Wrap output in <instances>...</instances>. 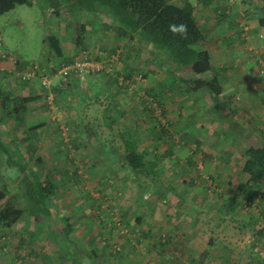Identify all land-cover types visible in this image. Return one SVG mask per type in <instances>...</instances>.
Here are the masks:
<instances>
[{
    "label": "rangeland",
    "instance_id": "1",
    "mask_svg": "<svg viewBox=\"0 0 264 264\" xmlns=\"http://www.w3.org/2000/svg\"><path fill=\"white\" fill-rule=\"evenodd\" d=\"M28 2L29 4L18 5L13 10L0 16V61L6 62V65L9 66L7 70L12 71L8 72L7 70H3L0 72V90H2L5 95L11 96L12 98H24L21 95L24 87L39 79V88L41 87L46 91V94L43 95L42 102H45L43 107L47 121L45 124L47 125L46 128H43V125H35L37 123L33 125L31 121L32 114L26 115L28 119L26 121L24 120V128L28 131L30 137L34 139L36 144L35 150H31L25 143L6 146L4 143L0 142V190L4 188L7 181H12L13 183L11 182L7 188L9 190L8 197L15 193L17 191V186L21 182V174L13 181L14 177H16L15 174L18 173L17 168L23 165L24 162H28L38 171L42 180L46 177H50L57 186L55 197L59 204V210H61L60 213L70 216V223L71 226H73L72 238H75L76 232L81 234L85 232V229L87 232L89 231L88 235H85V243H78L75 239L72 240L71 238L65 240V236L58 237L55 235L58 244L56 245L55 242L51 240L47 242H45L46 240L44 239L39 242L34 241L41 233V231L37 229L36 232L31 235L29 234L30 232L27 233V236L33 239L35 245L42 243L47 244L46 247L42 248L50 250L57 259L64 261L66 255L65 251L68 250V248L69 250L72 249L74 247L73 245L79 246L78 244H81L84 247L96 246L98 250V246H101L100 244L104 242L102 244L104 249L102 258L103 260L106 259L109 261V227L107 223H109L108 218H110L112 220L110 229L113 224H115V226L118 225L115 229H111L112 231L117 232L118 235L121 234V231H127L126 236L122 235L124 236V240H122V237L116 245L117 250H121V247L125 244L124 242H129V246L134 247L133 250L137 251L139 250L137 248H140L139 245L143 244L144 239H152L151 234L149 238H144L143 235L140 234L138 235V231H140L139 225L142 221L138 223V212L141 208L137 207V204L141 202L151 204V202H154V197H156L154 212L162 216L164 214L170 215V210L172 209L170 208V203H172L171 200L175 198L183 202L182 199L189 196L188 189H185V192L177 195V190L174 189V185L171 184V181L187 180L186 177L188 176V181L191 179L197 180L201 185L206 184L205 179L208 181L206 190L198 188L194 195V199L198 203L204 201V204H207V200L209 201V213L207 212L206 215H211L210 213H213L212 211L215 212L216 209H219V212L213 213V216L219 215L220 218L225 216L219 221V224L223 228L218 230L214 229L220 237H209L207 234L203 237L204 242L202 245L204 246L205 242L208 240L209 246L211 243L217 244L218 242L223 246L222 239L229 242L228 244H233H231L230 247H226V245L224 251L222 253L220 252V254L223 255L222 258H228L224 263L218 257L219 251L218 254L216 251L212 254L213 257H209L207 253H200L199 255L195 253L193 264H205L208 260L212 261L210 262L211 264H264V174L259 183L260 188L256 194L253 195V198L250 196L251 198L248 197L249 199H246L242 196H238L234 209L228 213L227 208L229 198L235 194L237 195L238 186L246 182V176L242 173V167L245 161V156L242 151L246 149L250 143L256 144L259 141L264 144V142H262L263 133L258 130L254 132L257 127L256 125L264 129V118H258L259 120H257V118H255L256 116H253L251 122L249 121L248 125L243 126L242 120H236L237 118L235 119L231 114L223 118L221 113L222 106L218 104V101L214 100L213 102H216L213 104L211 101H207L204 95L199 96L196 94L191 99L192 101L188 108H185V104H182L183 106H181L179 110L178 108L174 109V107L179 104L178 101L176 103L173 101L172 103H175L173 106L163 108L161 107L163 101L166 102L172 97L169 95L170 91L177 97H183L186 96L187 93L190 95L189 92L192 90L190 89V91H187L186 89V82H184L186 81V77L185 79H180L179 76H177L179 79L176 81H171L169 79L171 76L169 73L172 68L173 74L179 71L174 68L173 64H163V61L160 62L157 60L159 55H156V53L152 51L150 45L146 47V45L138 43L137 40L131 43L128 38H124L126 36L122 37L117 34L115 35L111 30L106 31V29H103L102 24H109L110 21L102 14L98 16L82 13L85 15L82 16L79 21L84 24L87 22L88 24H86L83 32L84 48L86 49H82L76 46L74 41L77 33L81 32L78 29L79 15L78 11H76L74 1L28 0ZM246 2H249V0ZM55 10L59 11L58 15L55 14ZM257 27V29L263 30L262 26L257 25ZM256 32L253 33V38L256 37L260 41L264 40V32ZM50 34L61 37L62 48L75 53L72 58L76 57L81 51H86L93 61L101 63L103 66L105 64L106 69L109 70V91L110 89L117 92L119 91V93L123 91L125 94H128L127 97L131 101H135L136 97L139 98V96H141L146 101L147 106L151 102L156 103V111L154 109L150 111L149 109L150 112L149 114L146 113V115H151L153 123H157V121L160 122L151 125L153 130L156 129L157 132H161L159 128H161L162 131L164 130V133H160L158 137L148 136V133L144 131L136 121L133 124L124 123L120 125L121 131H126V129L129 128V138H127L130 141L141 138L142 142H140V144H142L141 147L145 149L147 158L156 164L154 174L150 176L132 174V172L124 166L125 152L123 151H117L115 158H109V152L106 154L104 148L97 150V152L95 151V149L99 148L101 142H97L94 148L87 145L86 138L88 140L91 139V136H96L97 139L100 138L99 127L96 126L94 122L89 125H84L83 127L79 123V125L75 127L74 123L67 122V120L64 119L65 106L56 98L53 90V81L58 84L62 82L59 75L53 76L52 73V66L57 70L59 67L57 64L60 62L52 58L51 61L49 59L47 60L44 53L46 36ZM205 44L206 43L203 42L201 46L203 47ZM201 46L199 45L197 48ZM251 46L253 47L254 45ZM243 47L246 49L247 45ZM116 48H120L121 51L118 52V56L114 54V61L107 62L106 58L100 57L105 56L112 59L111 56L113 52L115 53ZM100 49L105 50L106 54H100V52H102ZM236 49V53L233 51L228 52L231 53L229 55L234 54V57L226 61L228 74L220 76L217 79H219L222 84L225 81H229L226 85L227 89L232 88V86H229L230 82L240 85L238 89L234 90V92L237 91L236 95L239 105V102L242 101L246 95L251 94L257 96L258 91L254 89L253 86L257 87L260 91L264 89V65L262 64L260 66L262 70L256 73L257 76L249 73L246 74V72H243L245 70L241 68L243 62H239V50L238 48ZM98 54H100L99 57ZM154 69H157L158 75V82H156L154 86H158V90L160 89L162 92L161 105L155 101V96H150L147 92L142 94L140 93L141 91H138L139 87H144L153 83L154 78H151V73L155 72L153 71ZM259 69L260 68L257 70ZM186 70H188V77H191L193 73H191L189 69ZM184 73L187 72L184 71ZM47 75L51 83L49 88H44L41 85L40 77ZM213 75L217 76V74ZM205 76V78L212 77V75L209 76V73ZM135 89L137 90L135 91ZM83 91V88H76L78 98L85 95ZM231 92L232 90L229 91V93ZM233 94L231 93V95ZM48 96L52 97L51 105L49 104ZM105 100H109V98L106 97ZM24 104L25 103L22 102V108ZM8 105L7 107L3 105L2 107L0 105V132L2 131V133H0V141H5L8 137L1 126L2 122L8 118L9 114L13 113V104L11 105L10 103ZM50 106L63 108L61 114L56 113L57 117L60 118L59 121L53 119V112L50 110ZM234 106L237 105L235 104ZM83 110L84 108L81 105L76 112H78L79 120L84 119L82 121L84 123L90 122L87 121V118H100V115L104 116L106 114L105 110H101L97 106H93L90 109L88 117L84 114L85 112H83ZM168 111L169 113H173L174 111L177 112L175 113L173 124L170 123L169 117H167ZM232 111L237 117L239 112L236 113L235 110ZM250 111L257 114L256 111ZM224 112L230 113L227 109H225ZM109 116L115 118L120 115L116 113V108H113ZM133 117L136 119L137 114L135 113ZM38 118L40 121V116ZM162 119L164 123H162ZM167 123L170 124L167 125ZM199 123L202 124V128ZM207 130L208 132H206ZM109 132L117 133V129L115 126L110 128L109 125L102 127L101 135L105 136V138L109 136ZM205 132L207 136L201 139V141L192 140L193 138L204 135ZM247 132H249V134L252 133L251 136L249 137V135H247L246 139H240L239 134H245ZM126 136L127 134L125 137ZM81 139L82 142L78 143ZM227 147H231V149L234 147L235 151L231 152L233 155H226V157H224L225 153L230 152L227 150ZM86 148L87 150H85ZM192 151H201L202 154H200L199 159L191 157L190 152ZM8 156L16 162L14 165L8 164ZM37 158L41 160V163L36 162ZM191 160H195V165H204V168L200 169L195 166V168L190 171L186 164L190 165ZM162 162V168L158 167ZM109 163L111 166H109ZM65 165L68 169H65ZM165 165L171 167L168 169ZM208 168H211V170L208 171ZM117 179L120 181V185H118ZM166 180H170L169 183L165 184V182H163ZM159 181L162 182V184L160 185L159 183V185L154 187V189H157L156 191H158V193L153 195L152 184L154 182L158 184ZM221 185L223 186L222 188ZM109 188L114 191L113 199H111L109 195L111 193ZM120 193L122 194L119 195ZM220 193L221 195L219 196ZM224 195L226 196L225 201L220 209L219 205L223 202V200L220 199L221 196ZM117 200L128 202V210L118 205ZM4 201L5 200L1 202L4 203ZM134 201L135 204L132 205ZM173 202L177 203V201ZM208 209H205V211ZM89 210H91V213ZM108 211L109 216L105 214ZM86 212H88V215ZM53 213H55V211ZM24 216H27V214L25 213ZM173 219L175 218L173 217ZM51 220L53 225L51 226L50 232H55L54 230L57 229V221L54 218H51ZM88 220L89 224L97 225L95 230H100L106 239L102 240V238H99L97 235L95 239L91 238L93 240L92 242L86 243L90 240L91 235H93V229L91 230L92 233L89 230V224H87ZM24 222L25 220L22 221V223ZM118 222H120V224ZM30 224H32V222ZM33 224L35 226L34 221ZM78 224H82L83 227L81 228ZM215 224H217V222H210V227L214 228ZM39 225L40 224H37V227ZM44 226L45 223H42V229L45 228ZM52 227H54V230ZM18 229L20 230L22 227L20 226ZM44 230H46V228ZM206 232L207 231H205L204 234ZM57 233L59 234L60 230L57 229ZM160 234L158 235L157 241L163 242V236L165 240L167 239L168 236L166 234ZM22 235L25 236L24 233H21V236ZM18 239L21 240V238ZM173 244H176L173 248H178V253L173 254L175 257H172V260L176 264L187 260L188 256L191 254L186 253L188 251L182 248V243ZM56 246L62 247V249L60 248L62 253H58ZM136 246L137 248H135ZM209 246L207 245V248ZM185 248H188L187 245ZM18 249L19 248H17L16 251ZM196 249L201 250L202 246H198ZM13 250L14 249H12V251ZM105 251L107 252L106 256H104ZM166 257L167 254H164L159 262L157 258L155 263L166 264ZM169 259L171 258L169 257Z\"/></svg>",
    "mask_w": 264,
    "mask_h": 264
},
{
    "label": "crops",
    "instance_id": "2",
    "mask_svg": "<svg viewBox=\"0 0 264 264\" xmlns=\"http://www.w3.org/2000/svg\"><path fill=\"white\" fill-rule=\"evenodd\" d=\"M169 3H174L177 5H183L184 3H189L193 8V15L197 23H200V27L204 33V42L206 43L203 48L207 50L210 57V63H211V71L208 72L209 76L213 74H217V78L220 76H225L228 74V71L226 69V61L229 60L231 57H234V54L229 55L233 51L234 53L237 52V49L239 50V62H243V65L241 66L242 69H244L246 74L256 75V73H259L261 69V65H264V40H259L256 37L253 38L254 32H264L263 30L257 29L258 23V12L260 8L263 6L264 0H249V2H246L248 0H234V3H230L229 0H167ZM255 16V17H254ZM199 19V21H198ZM256 32V33H257ZM255 33V35H256ZM208 41V42H207ZM138 42V41H137ZM60 43H61V37H60ZM139 43V42H138ZM208 43V44H207ZM141 44V43H140ZM146 47H149L148 44H144ZM247 45V48L245 49L243 46ZM251 45H254L253 47ZM151 47V46H150ZM74 50V49H73ZM100 54L104 53L106 54V51L103 49H100ZM121 51L119 48H116L115 53L113 52V55L110 57L100 56L98 54V57H104L106 58V61H114V54L118 56V52ZM248 51V52H247ZM64 55L66 58H71L74 56L75 53L70 52V50L63 49ZM157 60L160 62L161 59L158 57ZM244 60V61H243ZM164 64V63H163ZM166 64V63H165ZM171 65V64H169ZM8 65H6V62L0 61V72L3 70L8 69ZM176 69V67L174 66ZM248 68V69H246ZM260 68L259 70H257ZM173 68L170 70V77L169 79L171 81H176L177 79H185L186 80H194L197 77L199 78H205V75H192L191 77H188V70H184L187 73H184L179 71L178 73L172 72ZM177 70V69H176ZM8 72H12L11 70H7ZM151 73V78H154L153 83H150L149 85H146L144 87H139L138 91H141L140 93H146L148 91V94L150 93L151 96H155V101L161 105L162 100V92L159 89L158 86H154L156 82H158V75H157V69H154ZM259 71V72H258ZM230 73V72H229ZM108 74V73H107ZM105 73L102 74H92L85 76L83 80H79L75 76H71V78L68 80L66 84H58L57 82L53 81V90L54 94L56 95V98L59 99V101L65 106V112H64V119L67 120V122L74 123V126L77 127L80 123L82 127L84 125H89L91 123H95L96 126L99 127V139L96 138V136H91V139L87 140V145H90L91 148H94V146L97 145V142H101V145H99L97 150L104 148L106 154L109 152V158H115V155L117 154V151H123L125 152V142L130 141L128 138V132L129 128L125 130H120V125L125 124H133L135 121L137 124L148 134V136L152 137H158L160 133L157 132L156 129L153 130L152 126L156 122H152L151 115H146V113L149 114L151 109H154L156 111L155 105L156 103L151 102L146 105V101L143 97L139 96L136 97L135 101H131L127 96L128 94L125 92L115 91L110 89L109 91V74L107 75ZM179 76V78L177 77ZM257 76V75H256ZM156 77V79H155ZM54 79V78H53ZM173 79V80H172ZM37 80V79H36ZM39 80V79H38ZM35 81L32 84H27L24 89L22 90L23 93L21 94L22 97H35L31 101L24 104V107L22 108L24 111V120L26 121L28 118L26 115L32 114V123L33 125H43V128H46L45 124L46 121V115L44 112L43 104L45 102H42L43 95L46 94V91L39 88V81ZM219 81V79H218ZM37 82V83H36ZM229 81L223 82V84L219 81L221 90L219 95H212L209 90L202 89V90H196L191 89L190 95L187 93L186 96L183 97H177L173 94L172 91H170L169 95L172 96L169 98V100L163 101V104L161 107L168 108L169 106H173L177 101L179 104L174 107V109L178 110L180 109L182 104H185V108H188L191 104V99L193 96L196 95H204L205 99L207 101H211L213 104L218 101V104L221 108V113L223 118H226L224 116H227L230 114L234 116L236 120H242L243 126L248 125L249 121L253 119V116H256L257 120L258 118H264V89H261V91L253 86L254 89H257L258 94L257 96L254 95H246L245 98L240 101L238 105V97H237V91L234 92L235 89H238V86H240L238 83L230 82L229 86H232V88L227 89L226 85ZM83 83V84H82ZM57 84V85H56ZM57 86V87H55ZM82 86V87H80ZM83 88V92H85V95L82 97H77L76 94V88ZM22 88V87H20ZM112 90V92H111ZM137 89H135L136 91ZM232 90V94L229 93V91ZM110 94V95H109ZM168 94V93H166ZM190 96V97H189ZM108 97L109 100H105V98ZM189 97V98H188ZM19 98V97H17ZM216 100L215 102H213ZM154 101V102H155ZM175 103H172V102ZM235 101V102H233ZM209 103V102H208ZM236 104L237 106H234ZM45 105V104H44ZM83 106L85 112L84 114L87 115L90 113V109L93 106H97L101 110H105V115H100V118H92L88 119L87 121L90 122H82L84 119L79 120L78 112L76 110L79 108V106ZM148 107V108H147ZM113 108H116V113H118L120 116L117 117H111L109 116V113L113 111ZM136 109V111H135ZM150 109V111H149ZM172 109V108H171ZM229 110L230 113L224 112V110ZM134 110V112H133ZM232 110H235L236 113L239 112L237 117L236 114L233 113ZM250 110L256 111L257 114L251 112ZM154 112V111H153ZM137 114V118L135 119L133 116L134 114ZM175 113H169L168 116L169 121L171 124L174 123L175 120ZM83 114V115H84ZM159 114V112H158ZM41 120L39 121V117ZM241 118V119H239ZM24 121V122H25ZM226 121V120H225ZM157 123H160L157 121ZM156 123V124H157ZM162 123H164V120L162 119ZM169 123V124H170ZM167 123V125H169ZM109 125L110 128L117 129V133H110L109 136H103L102 133V127ZM202 128V124L199 123ZM256 125V124H255ZM102 126V127H100ZM161 126V125H160ZM256 130L263 133V141L264 142V129H261L259 125H256ZM162 127V126H161ZM208 132V130L206 131ZM198 136L196 138H193L192 140H198L201 141V139H204L207 134ZM210 132V131H209ZM127 136L125 137V135ZM252 133L249 134V132L242 134H239L240 139H246V136H251ZM244 135V136H243ZM128 137V138H127ZM248 137V138H249ZM34 140V139H33ZM132 141V140H131ZM82 142V139L78 141ZM135 147L137 152H143L145 153V166L148 167V170H151L155 173L156 164L154 162H151L146 155L145 149L141 147L142 144H140L141 138L136 139L135 141ZM197 142V141H196ZM249 142V141H248ZM77 143V144H78ZM76 144V145H77ZM263 143L257 142L256 144L250 143V145L247 146H257L262 145ZM235 148L227 147V150H229V153H225L226 155H233L231 152L235 151ZM87 150V148L85 149ZM243 150V149H242ZM87 153V152H85ZM193 153V154H192ZM126 154V152H125ZM192 158H198L200 157L201 151L199 152H190ZM125 158V157H124ZM86 162V160H85ZM195 160H191L190 165L186 164L191 171V169L198 167L200 169L204 168V165L197 164L195 165ZM107 164V163H106ZM151 165H154V167H150ZM109 166L111 164L109 163ZM163 162L158 165V167L162 168ZM150 167V168H149ZM166 168H170L171 166L165 165ZM186 168V166H185ZM65 169H68V167L65 165ZM110 169V168H109ZM165 170V168H164ZM167 170V169H166ZM208 171L211 170V168L207 169ZM110 171V170H109ZM188 173V172H187ZM187 180H172L171 184L174 185V189L177 190V195L181 194L182 192H185V189L189 190V196H186L182 199L183 202H180L179 200L173 198L170 203V215H158L156 212H154L155 208V202L156 197H154V202H151V204H146L144 202L138 203L137 207L141 208V210L138 212V218L139 222L141 221V224L139 225L140 231H138V235H143L144 238H149L150 234L152 235V239H147L143 241V244H140V248H135L139 250H133L134 247L129 246V242H124V246L121 247V250H116L115 247L118 244V242L122 239L124 240V236L118 235L117 232L112 231L111 229H115L116 225L113 224L110 229L111 225V219L108 218L109 223H107V226L109 227L108 231V237H109V261L106 259L103 260L102 253H103V243L100 244L101 246H98L99 249H96V246H83L80 244V248L76 250L74 254L71 253V249L66 250L65 253V260H59L53 255L50 250H46L42 247H46L47 244H36L34 243L33 239L30 236H27V233L32 232L34 230V224H33V217L28 218V216H23L21 218V222L17 225L11 227V228H4L3 226H0V264H157L155 263L156 259L158 258L159 262V256L158 253L160 251L163 252V254H167L166 257V264L168 263L169 257L173 259L172 257H175L173 254L178 253V248H173L176 244H167L162 245L161 242L157 241L158 235L162 232L160 235H167L169 238H175L174 243H182V248L185 249L187 254H192L195 256V253L199 255L200 253H207L209 257H213L212 254L216 253L218 254V257L222 260L224 263L228 258L224 257L222 258V253L224 251V247H230L232 244H228L229 242L222 239L223 246L220 245L218 242L217 244L211 243L209 246V241L207 240L202 245L203 237L205 235L214 236V237H220L214 229L218 230L223 228L219 221L222 220L225 216H222L220 218L219 215H214L213 213H218L219 209H216V211H212L213 213H210L211 215H206L207 212L209 213V207L210 203L207 200V204H204V201H201V203H198L194 199L195 191L196 189L200 188L203 190H206V185L208 184V181L205 179L206 184L201 185V183L197 180H189L188 176L186 177ZM170 180L163 181L165 184L169 183ZM118 185H120V181L117 179ZM162 184V182H158L156 184L155 182L152 184L153 188V195L157 194V189H154L156 185ZM223 186L221 185V188ZM111 190V193L109 194L111 196V199H113L114 191ZM120 193L119 195H121ZM221 194V193H220ZM153 199V198H152ZM173 201H177V203H174ZM110 203V202H109ZM117 204L121 205L125 210H128V202H124L121 200H117ZM135 204V201L132 205ZM117 206V205H116ZM218 206V205H217ZM205 209H208L205 211ZM205 211V212H204ZM91 213V210H89ZM109 211L105 214H108ZM88 215V212H86ZM109 216V214H108ZM211 216V217H210ZM173 217L175 219H173ZM210 217V218H209ZM77 218V217H76ZM142 218V220H141ZM22 223V221H24ZM124 221V217H123ZM32 222V224H30ZM210 222H217V224L214 225V228L210 227ZM85 223V222H84ZM71 224V223H70ZM86 224V223H85ZM89 224V220L87 222ZM81 228L83 227L82 224H78ZM22 227V229H18V227ZM89 230L91 231L93 229V235H91L90 240H88L86 243L92 242L95 237L106 239L105 236L102 235L100 230H95L97 228V225L95 224H89ZM73 227V226H72ZM84 229V228H83ZM95 230V231H94ZM207 231L205 234L204 232ZM86 232V233H85ZM85 232L78 234L76 232L75 234V240L79 243H85L84 238L85 235L87 236L89 231L85 229ZM249 232V231H248ZM21 233L25 234L21 236ZM92 233V231H91ZM216 233V234H215ZM93 236V237H92ZM18 238H21L19 240ZM98 238V239H99ZM43 239L46 240L45 242L49 241L46 235H43ZM42 239V241H43ZM97 239V240H98ZM108 239V238H107ZM39 242V241H38ZM44 242V243H45ZM190 244V245H189ZM201 244V245H200ZM187 245L188 248H185ZM194 245V246H193ZM207 245L209 246L207 248ZM233 245V244H232ZM193 246V247H191ZM198 246H202L201 250L196 249ZM58 253H62L60 251V246H56ZM69 247V246H68ZM196 247V248H195ZM19 248L17 251L16 249ZM207 248V249H206ZM12 249H14L12 251ZM59 249V250H58ZM106 250V249H105ZM10 251V252H9ZM56 251V252H57ZM107 251V250H106ZM105 251L104 256H106L107 252ZM211 254V255H209ZM62 257V256H61ZM154 260V261H153ZM211 260H208L205 262V264H211ZM159 264V263H158ZM177 264H190L187 260L183 262H178ZM192 264V263H191Z\"/></svg>",
    "mask_w": 264,
    "mask_h": 264
},
{
    "label": "trees",
    "instance_id": "3",
    "mask_svg": "<svg viewBox=\"0 0 264 264\" xmlns=\"http://www.w3.org/2000/svg\"><path fill=\"white\" fill-rule=\"evenodd\" d=\"M76 11H78V21L82 16L89 13L93 15H104L109 19V24L103 23V29L111 30L115 35L126 36L131 43L137 40L141 44H148L152 51L159 55L161 61L166 64H173L177 71L184 72L189 69L193 75H205L211 71L210 57L207 50L201 44L204 42V33L197 23L193 15V8L189 3L177 5L169 3L167 0H72ZM28 0H0V16L13 10L18 5H27ZM67 9V8H66ZM58 15L59 11L55 10ZM258 23L264 27V3L259 10ZM97 16V17H98ZM78 29L81 31L77 33L75 38V45L82 49H86L84 44V29L87 24L78 22ZM184 23L188 26V39H181L179 36H173L168 30L170 24ZM88 25V24H87ZM105 27V28H104ZM75 30V29H74ZM76 31V30H75ZM120 38V37H119ZM46 46L44 49L46 59L51 61L56 59L59 64H68L72 61L71 58H66L60 43V37L57 35H47L45 40ZM201 46L197 48V46ZM120 49V48H119ZM128 59V58H127ZM53 62V61H52ZM59 64H57L59 66ZM53 65V64H52ZM57 67V66H56ZM52 73H56V68L52 66ZM186 89L202 90L207 89L212 95L220 94V84L216 75L209 78H199L194 80H186ZM148 94V91H147ZM151 96V94L149 93ZM35 97L12 98L4 94L0 90V105L9 106L11 103L14 106L13 113H10L8 118L2 122L3 131L7 134L5 141H0L6 146L11 144H27L31 150L36 149L34 140L30 137L28 131L24 128V111L21 107L22 102L27 103ZM22 101V102H21ZM21 102V103H20ZM2 106V107H3ZM63 109V108H62ZM162 130V129H161ZM164 132V130L162 131ZM2 133V131L0 132ZM125 163L126 169H129L135 175L154 174L153 171L148 170L145 166V153L137 152L135 143L133 141H126L125 143ZM245 156V161L242 167V173L246 176V182L238 186V193L228 200V213L234 209L238 196L246 199L254 197L260 188V180L264 174V144L257 146H250L242 151ZM7 156V155H6ZM36 162H40L39 158ZM16 162L8 156V164L14 165ZM19 166V165H18ZM150 167L154 165L150 164ZM149 167V168H150ZM16 177L21 174V182L17 186V191L8 197V185L12 182L7 181L4 188L0 190V226L4 228H11L20 223L21 218L26 213L28 218L33 217L35 222L34 230L38 229L41 233L34 241H41L43 234L47 236L48 240L54 241L56 245V236H65V240L71 238L72 240V226L70 224V216L60 213L59 204L56 200L57 186L52 178L46 177L41 179L40 174L33 168L32 164L24 162L17 168ZM13 183V182H12ZM221 194H219L220 196ZM225 195L221 196L220 209L225 201ZM250 197V198H251ZM8 198V199H6ZM4 201L2 203L1 201ZM18 201V203H17ZM19 204V205H18ZM55 211V213H53ZM51 218L57 221L56 228L52 229L55 232H50L53 222ZM121 221V219H120ZM45 223V228L42 229L41 224ZM120 224V222H118ZM37 224H40L37 227ZM121 233L120 235H125ZM33 236V235H32ZM51 237V238H50ZM175 238L165 240L160 244L167 245L174 243ZM73 245L70 254H74L80 244ZM117 250V247H115ZM163 252L158 253L159 259L163 257ZM188 262L194 263L195 256L189 255ZM168 263L176 264L172 259ZM204 264V263H203Z\"/></svg>",
    "mask_w": 264,
    "mask_h": 264
},
{
    "label": "built area",
    "instance_id": "4",
    "mask_svg": "<svg viewBox=\"0 0 264 264\" xmlns=\"http://www.w3.org/2000/svg\"><path fill=\"white\" fill-rule=\"evenodd\" d=\"M230 3H234V0H229ZM109 72L108 69H106L105 64L95 62L91 59L89 56V53L86 51H81L76 57L72 59V61L68 64H60L58 69L56 70V73H53V76L59 75L62 79L61 84H66L71 76H75L79 80H82L85 76L92 75V74H100L105 73L107 74ZM41 85L44 88H49V85L51 83V80L49 79V76H41ZM49 104L52 103V97L48 96ZM50 110L53 112V119L59 121V117H57V114H61L62 108L56 106H50ZM57 113V114H56ZM55 117V118H54ZM121 233H126L125 231H121Z\"/></svg>",
    "mask_w": 264,
    "mask_h": 264
},
{
    "label": "clouds",
    "instance_id": "5",
    "mask_svg": "<svg viewBox=\"0 0 264 264\" xmlns=\"http://www.w3.org/2000/svg\"><path fill=\"white\" fill-rule=\"evenodd\" d=\"M168 30L173 36H179L181 39H188V26L184 23L170 24ZM62 85V84H61Z\"/></svg>",
    "mask_w": 264,
    "mask_h": 264
}]
</instances>
